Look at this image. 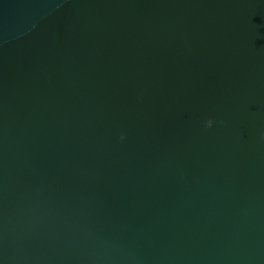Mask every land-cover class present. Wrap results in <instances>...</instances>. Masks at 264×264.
<instances>
[{
    "label": "water",
    "instance_id": "1",
    "mask_svg": "<svg viewBox=\"0 0 264 264\" xmlns=\"http://www.w3.org/2000/svg\"><path fill=\"white\" fill-rule=\"evenodd\" d=\"M0 264H264V0H0Z\"/></svg>",
    "mask_w": 264,
    "mask_h": 264
}]
</instances>
